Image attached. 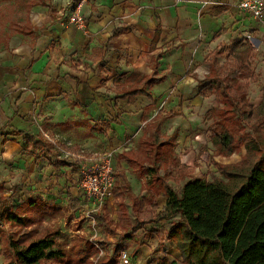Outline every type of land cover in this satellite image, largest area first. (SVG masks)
I'll return each mask as SVG.
<instances>
[{
	"label": "trees",
	"instance_id": "obj_1",
	"mask_svg": "<svg viewBox=\"0 0 264 264\" xmlns=\"http://www.w3.org/2000/svg\"><path fill=\"white\" fill-rule=\"evenodd\" d=\"M80 2L72 0L71 10ZM51 13L55 14L54 8ZM158 39L159 31L152 48ZM254 55V47L244 39L220 44L206 55L209 74L199 90L203 96L219 95L220 104L211 109L219 116L213 145L225 157L245 147L246 153L239 162L223 164L214 160L217 172L210 170L209 178L190 177L194 168L181 163L176 152L178 129L171 133L163 130L165 121L175 114L161 107L145 124L137 144L118 153L119 163H127L143 179V189L148 193L143 197L136 194L125 170L119 166L117 176L122 180V191L113 193L120 199L116 227L123 234L114 243L109 258L99 256L104 241L89 240L87 248L72 250L70 254L57 249L58 233H39L33 227L36 222L42 223L55 206L39 196L16 204L0 183V227L9 224L14 229L12 234H0L3 264H119L121 251L125 249L123 240H132L139 231L145 238L154 237L164 225L168 227L159 245L172 242L183 264H264V101L255 106L248 96ZM158 65L152 75L134 73L122 85L115 82L124 91L122 97L151 98L150 89L165 80V76H156ZM45 149L42 138L24 134L23 150L36 154ZM182 181L180 190L171 183ZM161 196L166 197L162 208L158 200ZM96 216L105 229L115 233L117 228L112 229L104 216ZM158 264L176 263L165 256Z\"/></svg>",
	"mask_w": 264,
	"mask_h": 264
},
{
	"label": "crops",
	"instance_id": "obj_2",
	"mask_svg": "<svg viewBox=\"0 0 264 264\" xmlns=\"http://www.w3.org/2000/svg\"><path fill=\"white\" fill-rule=\"evenodd\" d=\"M230 2L81 0L87 29L65 23L64 18H53L54 15L50 14L43 28H36L32 23L33 27L27 34L21 32L12 35L7 43L9 49L0 52V154L10 158L13 152L25 151V133L35 135L37 139L42 138L46 143L44 151L55 143L48 141L45 133L53 139L62 138L74 146L85 148V126L90 121L86 118L90 115L107 114L112 120L108 128L130 133L151 121L159 106L164 107L161 103L168 96L173 98L181 94L185 100L194 98L192 104L196 103L199 87L191 82V77L186 76L185 67L203 58L204 45H220L219 38L213 42L211 40L215 38L216 32L227 25L231 12L235 10L236 16L241 13L242 21L251 20L257 30L264 28L263 24L245 15L238 6H229ZM40 15L34 11L32 18L36 16L35 19L40 21ZM116 31L118 34L115 35ZM157 31L159 39L154 42L155 48H152ZM253 40L257 46H261V37H253ZM159 54L161 56L157 59ZM156 63L159 64L156 76H165V80L150 89L152 97L137 95L133 100L122 97L124 91L114 83L122 85L134 73L152 75ZM174 82L179 84L175 86ZM172 86L174 89H171ZM107 91L116 95L113 104L106 101L103 95ZM192 104H185L181 112L189 111L190 115H194ZM96 109L101 112L97 113ZM174 114L172 117H178ZM181 117L186 123L182 125L178 121L177 129L179 137L185 134L186 138L191 132L187 130L195 128V121L194 118L188 120ZM14 130L22 131V134H15ZM185 141L186 145L192 144L190 137ZM207 150L214 154L215 161L223 164L229 163V158L235 154L225 157L218 151L215 154L212 149ZM245 150L242 147L240 152L244 155ZM37 154L30 155L36 158ZM178 157L180 159L181 155L178 154ZM121 163L129 167L127 163ZM56 167L59 165L56 164ZM192 167L194 170L199 168L198 165ZM207 170L217 172L213 163ZM10 174L15 177L14 172ZM69 199L72 203L84 198H80L77 192L67 195L66 201ZM161 199L160 208L166 203L165 196H161ZM134 239L138 240L135 242L134 261L148 264L155 256L152 251L155 249L154 237L145 238L140 231ZM168 244L173 246L166 241L162 246L164 251ZM165 256L168 257L164 253Z\"/></svg>",
	"mask_w": 264,
	"mask_h": 264
},
{
	"label": "rangeland",
	"instance_id": "obj_3",
	"mask_svg": "<svg viewBox=\"0 0 264 264\" xmlns=\"http://www.w3.org/2000/svg\"><path fill=\"white\" fill-rule=\"evenodd\" d=\"M238 1L240 0H231L229 6L237 7ZM71 2L72 0H0V52L9 49L7 43L12 35H17L21 32L27 34L31 30L30 28L33 27V24L36 28H43L47 23L46 20L49 21L51 17L52 8L55 9L53 18H63L65 12L72 9ZM34 11L36 15L41 14L42 19L40 21L35 19L36 16L32 18ZM236 14L235 10L231 12L227 18V25H224L216 32L215 38L211 41L213 42L219 38V44H228L239 38L248 41V44L254 47L255 55L251 64L253 79L250 81L248 96L253 105L260 106L264 101V28L257 30L251 20L243 22L242 14L240 13L238 16ZM237 22L238 24H236ZM15 23L20 25L22 30L18 29ZM257 36L261 37V46H257L255 40L252 41V38ZM215 46L217 45H204L203 58L185 67L184 72L186 76L192 78L191 82L195 83V86L199 87V90L204 85V81L209 74L206 55ZM220 61L222 63L225 62V58H221ZM176 84H179V82L174 85L176 86ZM171 89H174V86ZM103 95L106 101H109L111 104L116 100V95L112 91L103 92ZM196 98L198 100L192 104L191 100L194 98L185 100L181 94H176L173 98L171 96L166 97L165 101L161 104L164 107L168 104L166 111L171 110L178 117L168 119L163 125V130L170 132L172 129H177L178 121L182 125L185 124L186 121L181 116L188 120L194 118L195 128L187 130L191 131L187 134V137H190L192 144L186 145L185 140H187V137L185 138L184 134L179 137L180 142H178L176 150L181 155V163L188 164L191 167L194 165L199 166V168H195L191 172L190 176L192 178H209L211 172L207 168L210 167V164L215 159L213 158L214 154L209 153L207 149H212L213 153L217 154V150L213 145L215 140L213 132L215 122L219 118L211 109L220 104V98L217 93L208 94L207 96L197 94ZM187 103L192 104L195 108L194 115H190L189 111L181 112V107H184ZM96 112L101 111L96 109ZM88 119L95 122V124H92ZM86 120L89 123L85 126V148L74 146L67 140L57 137V139L55 138V143L47 146V150L44 151L45 153L41 152L37 154L36 158L22 150L13 152L10 158L0 154V183L4 184L6 195L11 197L16 204L30 197L39 196L47 203L56 206L54 211L45 216L42 223L36 222L33 227L38 228L39 233L48 231L58 233L57 249H63V251L70 254L72 250L77 251L87 248V241L89 240L104 241V254L102 255L103 258H109L112 254L114 243L123 234V230L116 227L118 222L116 210L118 209L120 199L113 193L114 190L122 191V180L117 176V172L120 169L119 166L125 170L135 193L140 197L148 193L146 189L142 190L141 186H143V182L134 175L135 173L132 172V169L124 163L120 164L117 159L118 153L137 144L145 123L130 133H122L120 130L108 128L111 127L110 122L112 120L107 114L90 115ZM92 126L95 127V130L92 129ZM184 145H186L185 148H183ZM68 151L81 156L80 161L85 163V171H88L89 168L96 172H103L105 181L111 183L113 194L112 199L107 201L108 204L105 202L101 207L97 204V199L88 197L87 195L78 203L66 201L67 195L80 193L81 189L79 187L80 178H77L74 174L78 170L79 162L69 160L66 156ZM217 156L219 157V155ZM242 156L243 153L238 151L231 159L229 158L230 162L226 164L237 163ZM232 159H236V161L233 162L234 160ZM94 160L98 162L90 164ZM56 164L59 165L58 168ZM94 165L95 168H93ZM102 165L106 168H101ZM107 169H109V172H106ZM11 172L15 173V177L10 176ZM171 183L177 190H180L183 181ZM158 200L161 203V197ZM125 202H129L127 197H125ZM97 214L104 216L111 223L112 229L117 228L115 233L110 232V230L105 229L100 224L96 216ZM167 227L168 225H164L161 232L154 236L153 245L155 249L153 248L152 251H154L155 256H153L148 264H158L163 259L164 253L168 255L169 261L183 264L181 254L172 242L170 244L173 246H169L168 244L165 251L162 248L163 245H159ZM13 231L14 229L9 224L0 227V234H12ZM138 234H140V231L136 235ZM137 241V239L122 241L125 249L132 253V264H141L134 261L136 256L134 250L137 248L135 242ZM99 256H101V252ZM0 264H3L1 253Z\"/></svg>",
	"mask_w": 264,
	"mask_h": 264
},
{
	"label": "built area",
	"instance_id": "obj_4",
	"mask_svg": "<svg viewBox=\"0 0 264 264\" xmlns=\"http://www.w3.org/2000/svg\"><path fill=\"white\" fill-rule=\"evenodd\" d=\"M238 7L245 15H249L257 22L264 24V0H240ZM63 18L65 19V23L72 24L81 29H87V18L82 13L81 2L77 5L76 9L70 11L67 10L63 15ZM44 136L48 141L55 142V139H53L50 135L45 133ZM66 156L68 159L79 162V169L74 173L77 178H80L79 187L81 189L80 193H78L79 197L85 198L87 195L88 197L97 199V204L101 207L105 202L108 204L107 201L112 199L113 194L111 183L105 181L103 172H96L89 168L88 171H85V163L80 161L81 156L76 153L68 151ZM97 162V160H94L90 164ZM93 168H95V165ZM101 168L106 167L102 165ZM106 172H109V169H107ZM68 202H71V199H69ZM102 254H104L103 250H101V258H103ZM119 264H132V253L129 252V250L124 249L121 251Z\"/></svg>",
	"mask_w": 264,
	"mask_h": 264
}]
</instances>
